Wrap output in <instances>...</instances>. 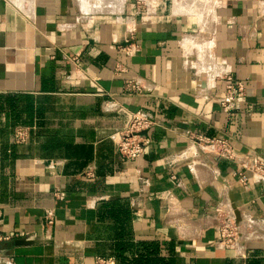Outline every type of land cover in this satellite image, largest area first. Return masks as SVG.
I'll return each instance as SVG.
<instances>
[{
    "label": "crops",
    "instance_id": "obj_1",
    "mask_svg": "<svg viewBox=\"0 0 264 264\" xmlns=\"http://www.w3.org/2000/svg\"><path fill=\"white\" fill-rule=\"evenodd\" d=\"M185 1L0 0V264H117L146 244L166 264L264 257V182L234 175L264 159V0ZM225 71L246 83L238 109L218 102ZM136 110L154 123L127 160L115 133ZM232 201L237 248L218 239Z\"/></svg>",
    "mask_w": 264,
    "mask_h": 264
},
{
    "label": "built area",
    "instance_id": "obj_2",
    "mask_svg": "<svg viewBox=\"0 0 264 264\" xmlns=\"http://www.w3.org/2000/svg\"><path fill=\"white\" fill-rule=\"evenodd\" d=\"M214 80L216 83L220 82L223 85V93L218 100L220 106L225 111L240 108V103L246 96L245 81L235 79L227 71L216 73ZM124 88L130 94L142 93V85L134 79L126 80ZM153 123L154 120L142 110L131 112L127 125L115 133L118 151L124 159L135 160L143 153L149 141L147 132ZM142 131H145V134H141ZM27 138V127L16 126L14 128L13 140L15 143H25ZM197 140L216 150L224 158L234 159L236 157L230 141L226 138L199 136ZM248 172H251L259 181L264 182V159H255L248 164L242 165V168L238 167L234 171V175L239 177L240 182L247 184L249 181ZM216 211L222 216V222L218 227L219 241L227 247L237 248L238 225L235 223L234 217L222 206L217 207ZM97 264H113V260L111 258H99Z\"/></svg>",
    "mask_w": 264,
    "mask_h": 264
},
{
    "label": "trees",
    "instance_id": "obj_3",
    "mask_svg": "<svg viewBox=\"0 0 264 264\" xmlns=\"http://www.w3.org/2000/svg\"><path fill=\"white\" fill-rule=\"evenodd\" d=\"M127 246L120 247V251L118 252L117 256V264H166L163 257L158 256V245L154 244H146L143 247V251H141L137 257L128 258L124 251L127 249ZM255 254L261 252L260 250H256ZM155 253V255H154ZM246 264H264V257L254 256L249 257L247 259Z\"/></svg>",
    "mask_w": 264,
    "mask_h": 264
},
{
    "label": "rangeland",
    "instance_id": "obj_4",
    "mask_svg": "<svg viewBox=\"0 0 264 264\" xmlns=\"http://www.w3.org/2000/svg\"><path fill=\"white\" fill-rule=\"evenodd\" d=\"M187 2H188V4H192V3H195L196 1V3H198L197 5V7L199 8V9H203L204 11H206V9L209 7V6H207L208 4H207V2H209V1H214V5L216 6V4H218L219 2V0H186ZM185 1V2H186ZM173 4H174V0H172V2L171 3H168V5H170L169 7H171L172 8V6H173ZM207 4V5H206ZM182 13H185V12H182ZM185 15L186 16H188V17H191V18H193V19H196L197 18V16L196 15H194V14H189V13H185ZM206 17L207 18H211V16L208 14V15H206ZM198 20V19H197ZM255 230H254V228H248V230H246V232L244 233V237H249L250 239H245L244 241L245 242H243L245 245L247 244V241H249V245H250V242H253V241H257V239H259V237L258 236H260V233H254V234H251L252 232H254ZM258 237V238H257ZM247 244V245H248ZM252 244V243H251Z\"/></svg>",
    "mask_w": 264,
    "mask_h": 264
},
{
    "label": "water",
    "instance_id": "obj_5",
    "mask_svg": "<svg viewBox=\"0 0 264 264\" xmlns=\"http://www.w3.org/2000/svg\"><path fill=\"white\" fill-rule=\"evenodd\" d=\"M141 134H145V131H142ZM231 206H232L234 217H235V223L240 224L242 222L241 212L237 208V206H235L233 201H232Z\"/></svg>",
    "mask_w": 264,
    "mask_h": 264
}]
</instances>
